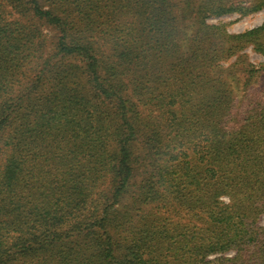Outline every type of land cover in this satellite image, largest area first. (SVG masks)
<instances>
[{
    "label": "trees",
    "instance_id": "1",
    "mask_svg": "<svg viewBox=\"0 0 264 264\" xmlns=\"http://www.w3.org/2000/svg\"><path fill=\"white\" fill-rule=\"evenodd\" d=\"M263 7L0 0V264H264Z\"/></svg>",
    "mask_w": 264,
    "mask_h": 264
},
{
    "label": "rangeland",
    "instance_id": "2",
    "mask_svg": "<svg viewBox=\"0 0 264 264\" xmlns=\"http://www.w3.org/2000/svg\"><path fill=\"white\" fill-rule=\"evenodd\" d=\"M196 1L199 4L202 0ZM208 22L223 26L226 30L223 31L228 34L242 33L264 22V7L246 13L235 10L227 14L212 15L208 18ZM220 36L226 38L225 35ZM225 42H229L230 45L233 43L229 39ZM242 46L237 48V51L233 55L230 54L224 60H218V65H221V67H216L215 69L216 71L221 70L222 67L235 68L232 77L236 76L237 78L235 81V93L239 100L246 92L264 88V53L260 52L251 42H246ZM211 74L214 75L215 73L211 72ZM261 223L264 225V215Z\"/></svg>",
    "mask_w": 264,
    "mask_h": 264
}]
</instances>
